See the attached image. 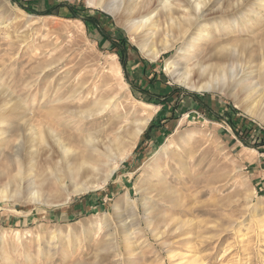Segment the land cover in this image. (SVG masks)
<instances>
[{
	"label": "rangeland",
	"instance_id": "obj_1",
	"mask_svg": "<svg viewBox=\"0 0 264 264\" xmlns=\"http://www.w3.org/2000/svg\"><path fill=\"white\" fill-rule=\"evenodd\" d=\"M47 1L33 10L66 2L78 14L38 15L0 0V264H264V152L255 148L264 135V81L254 77L264 66V3ZM203 2L212 36L194 56L224 69L216 91L192 90L168 73L183 45L148 56L180 39L190 25L183 17L195 18ZM149 11L156 27L143 34L132 21ZM88 19L126 39V59L100 48ZM149 33L154 44L145 51ZM80 84L87 88L81 101L62 104ZM143 89L161 102L146 103ZM110 98L99 116L66 118ZM53 108L64 109L69 125ZM145 111L150 120L136 137ZM150 178L168 181L169 197L143 195Z\"/></svg>",
	"mask_w": 264,
	"mask_h": 264
},
{
	"label": "bare ground",
	"instance_id": "obj_2",
	"mask_svg": "<svg viewBox=\"0 0 264 264\" xmlns=\"http://www.w3.org/2000/svg\"><path fill=\"white\" fill-rule=\"evenodd\" d=\"M106 1L105 0H99V1L98 0H89V4L94 5V4L98 3L100 6H103V5H105ZM123 2H124V0L119 2V3H115L114 6L119 7V5L123 4ZM208 2H210V1H208ZM208 2L197 3L195 5L196 6V15H195V18H193L192 20L188 19V17L186 18V16L183 17L184 20H187L190 22V25L186 29H183V31L180 32V33H182L181 34L182 36L180 39L171 38L167 41H164L159 49L152 50L151 53H148L149 54L148 56L150 57V59L157 60L162 54L174 50L178 44L181 45L180 47H182V45H183V47L180 48L181 50L175 56L174 60H171L170 62H168L166 70L168 71L169 74L172 75V77L179 84H182L185 87H189L192 90L194 89V90H199V91L200 90L216 91L221 86L222 87L224 86V84H223V77L225 76L224 69L221 66L206 64L205 62H202V60L198 59V57L196 58L194 56L195 52H197V50H198L197 48L202 43H204L207 39H210L212 36V31H211L212 28H210L211 25L209 26L208 24H205V22L208 21V20H206L208 17H206L204 15V13H206L208 6H209ZM263 3H264V0H260L259 4L258 3L257 4L259 6H262L261 4H263ZM165 8L170 10L171 5L168 3H165L164 9ZM0 14H3V13H0ZM151 14H152V11L151 12L149 11L147 13L141 12L140 14H138L137 18L134 19V21H132V26L134 28H136L138 31H140V33H143V34L148 33L149 31L152 30V28L156 27L155 17L151 16ZM0 17H2V16L0 15ZM6 18H7V16H6ZM0 21H1V19H0ZM5 21L6 20H4V23H5ZM170 21L172 24V22H174L175 20H174V18H170ZM215 25H217V26L213 27V30L216 32H219L220 26L222 24L217 23ZM180 30H182V28ZM149 40H150V42H148ZM144 41L145 42L143 43L142 48L145 51H146V48L151 50L152 44H154L153 36L149 33V35H147L146 40H144ZM112 65L117 70L121 71L120 66L116 62H113ZM220 76H223V77L220 81H218L220 79ZM254 77L259 78L260 81H264V66L261 68L260 71H257V74ZM195 78H197L199 80L198 83H196ZM245 78H247V76ZM202 81H205V82L200 84ZM86 89L87 88H86V86L84 87V85H81V84L77 85L74 92L69 94V96L66 98V101L63 102L62 104H67L73 100L81 101L83 93L86 91ZM254 89H255V87H254ZM56 94H54V97L56 96ZM44 96L46 98V96H47L46 92H45ZM60 101H62L61 98L57 101V103L58 102L60 103ZM112 103H113V98H110L107 101H103V103L101 102L98 105L95 104L96 106H94V108H92L90 110L80 111V112H71V115L73 117H66V118H71L68 121H70V120L72 121L74 118L77 119L78 121H85L86 119L94 118L96 116L101 115L103 112H105L107 110V108ZM62 104H60V105H62ZM142 105H144L147 110H154L155 109L154 106H151V105L146 104V103H142ZM53 110L57 111L53 114V117L55 119H57L58 122L63 121L62 116L64 114L62 112H64V109L62 110V108H53ZM65 113H68V112L66 111ZM145 113L147 114V119H145V121L143 120L141 125H139L136 137H138L139 134L144 132V130L147 126V123L150 120L151 113H149L148 111H145ZM33 114H34V112H33ZM14 119H15V117H14ZM61 124L62 125H69L67 121H63V122H61ZM25 125H26V123H24V126ZM3 135H4V133H3ZM50 137L53 138V141L55 144H57L59 147L61 146L60 147L61 150L65 151V152H67L69 150V149H67L66 145L62 144V137L59 134H57L56 132L53 131L51 133ZM0 144H1L0 147L5 146L6 141H1ZM33 153H37V151H35ZM152 168L153 169L157 168V164L155 162H153ZM115 170H116V166L109 168V176ZM109 176H107V178L111 177V176L110 177ZM160 176H161V170H160ZM106 181L107 180H105L104 183H106ZM153 182H155V181H153L152 178H150L149 181H147V183L144 185L145 186L144 189H142L143 195L147 196L149 194L157 192L158 197H169V195L171 193V188L168 186V183H167L168 181L166 182V181L161 180V183L152 184ZM131 204L133 205L132 202H131ZM152 204L151 203H147V205L143 204L145 211H149L150 215H151L152 210H153L151 207ZM191 262H192V264L196 263L195 260H193Z\"/></svg>",
	"mask_w": 264,
	"mask_h": 264
},
{
	"label": "trees",
	"instance_id": "obj_3",
	"mask_svg": "<svg viewBox=\"0 0 264 264\" xmlns=\"http://www.w3.org/2000/svg\"><path fill=\"white\" fill-rule=\"evenodd\" d=\"M13 2L17 3L21 8L28 10L31 13L38 14V15H53L54 13H56L61 8H68L74 17H76L78 14L76 9L66 2L59 3V4L54 5L52 7L50 6V8L45 9V10H41L38 12L33 10L32 7L37 5L38 3H43V4L48 3L47 0H34V1L13 0ZM88 21H91L93 24H95L97 26V33H98V39L97 40H98L100 48L108 47L110 51L117 50L118 52L124 54L125 59H126V54H127L126 53V39L124 37H119L118 39H114L110 33L105 31L103 28H101L98 25V22L96 21V19H88ZM125 59L123 58L124 68L126 66L125 62H124V61H126ZM153 81H155V77H154V79H151L150 84L152 85V87H150L151 88L150 90H153V88L155 86V82H153ZM147 90L148 89L142 90L143 95H145L144 100L146 99L145 100L146 103H152V102L156 103L157 101H159V103L161 102L162 97L160 94L157 93L156 95H151L150 93L147 92ZM176 92H180V90L176 89L174 91V93H176ZM157 126H159V128H161L160 125H157ZM154 128H155V125H154V123H152L150 125L149 129L145 132V138L149 141L152 139L153 134H151V132H152V130H154ZM143 143L144 142L141 141L138 148H141ZM255 148L258 149L259 151L264 152V135H263V133H262V137L260 139L259 144L256 145Z\"/></svg>",
	"mask_w": 264,
	"mask_h": 264
},
{
	"label": "crops",
	"instance_id": "obj_4",
	"mask_svg": "<svg viewBox=\"0 0 264 264\" xmlns=\"http://www.w3.org/2000/svg\"><path fill=\"white\" fill-rule=\"evenodd\" d=\"M264 179V177L262 178V180Z\"/></svg>",
	"mask_w": 264,
	"mask_h": 264
}]
</instances>
